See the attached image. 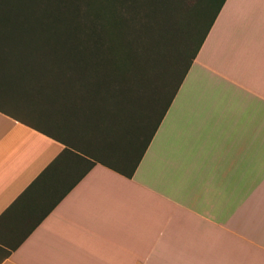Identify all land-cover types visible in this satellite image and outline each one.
Returning a JSON list of instances; mask_svg holds the SVG:
<instances>
[{
  "label": "crops",
  "instance_id": "1",
  "mask_svg": "<svg viewBox=\"0 0 264 264\" xmlns=\"http://www.w3.org/2000/svg\"><path fill=\"white\" fill-rule=\"evenodd\" d=\"M11 37L0 264H264V0L225 1L171 98L35 81Z\"/></svg>",
  "mask_w": 264,
  "mask_h": 264
},
{
  "label": "trees",
  "instance_id": "2",
  "mask_svg": "<svg viewBox=\"0 0 264 264\" xmlns=\"http://www.w3.org/2000/svg\"><path fill=\"white\" fill-rule=\"evenodd\" d=\"M174 1H177V5L173 4ZM202 1L99 0L95 2V13L98 16L108 15L111 23H98L95 37H77L63 33L62 25L57 21L34 18L23 5L12 0H0V33L12 36V42L16 43L21 53L17 58L19 64L27 63L36 68L33 74L35 81L49 75H61L67 81L97 82L99 92L105 91L107 84L108 90L111 86L117 99H135L139 96L171 98L183 82L226 0H204L208 5L214 4L213 18L173 89H169V79L162 80L163 77L156 72L168 67L170 40L155 36L149 40L146 37L143 39L151 32L146 16L151 21L167 11L170 14L181 12L178 7L180 3L185 5L186 10L191 9L189 5ZM169 5H172L171 11L168 10L171 8ZM142 16L144 23L140 27H133ZM162 23L164 25L157 26L158 35L175 28L168 19ZM132 32L140 34L132 37ZM16 81L23 84L30 79L25 74H18ZM129 176L132 177V174Z\"/></svg>",
  "mask_w": 264,
  "mask_h": 264
},
{
  "label": "rangeland",
  "instance_id": "3",
  "mask_svg": "<svg viewBox=\"0 0 264 264\" xmlns=\"http://www.w3.org/2000/svg\"><path fill=\"white\" fill-rule=\"evenodd\" d=\"M26 7L31 11V16L34 18H43L46 20L57 21L62 25L63 33L67 35H75L77 37H95L97 35L96 26L98 23L110 24L109 17L98 16L95 13L96 3L99 0H12ZM177 5V1L173 2ZM171 8L168 10H172ZM191 9L186 8L184 4H178L181 12L171 13L167 11L165 14H159V18H154L148 21L151 32L143 37L150 39L154 36L157 38L163 37L170 40L168 46V63L167 69H157L162 80L169 79V89H173L179 82L184 68L189 63L192 54L195 52L198 44L204 37L205 30L213 18L215 12L214 4L208 5L204 0L199 4L195 2L189 5ZM183 10V11H182ZM185 10V11H184ZM142 15V14H141ZM146 17L144 18L146 20ZM143 16L135 22L140 27L143 21ZM168 19L169 23L175 28L162 32L158 35L159 24ZM131 24V22H130ZM115 31V30H112ZM116 32L114 33V35ZM139 33L132 32V37H136ZM146 41V40H145Z\"/></svg>",
  "mask_w": 264,
  "mask_h": 264
}]
</instances>
